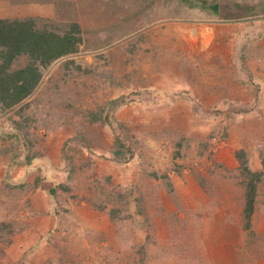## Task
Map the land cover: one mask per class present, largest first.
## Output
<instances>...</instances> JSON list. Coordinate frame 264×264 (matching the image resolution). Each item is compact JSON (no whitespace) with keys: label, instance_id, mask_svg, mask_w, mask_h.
<instances>
[{"label":"rangeland","instance_id":"rangeland-1","mask_svg":"<svg viewBox=\"0 0 264 264\" xmlns=\"http://www.w3.org/2000/svg\"><path fill=\"white\" fill-rule=\"evenodd\" d=\"M189 2L0 0L83 40L0 112V264H264V0Z\"/></svg>","mask_w":264,"mask_h":264},{"label":"trees","instance_id":"trees-1","mask_svg":"<svg viewBox=\"0 0 264 264\" xmlns=\"http://www.w3.org/2000/svg\"><path fill=\"white\" fill-rule=\"evenodd\" d=\"M184 5H190L189 0H179ZM202 8L211 16L222 22H240L250 14V9L233 4L222 7L221 2L204 3ZM78 25H70L69 30L59 33L56 30H40L36 26V18H3L0 19V112L4 113L27 99L37 88L41 78V70L64 57L76 54L82 43ZM19 58H25V63L16 67ZM73 62H65L71 65ZM26 106L17 108L20 113ZM95 122L101 121L95 115ZM14 124L20 126L19 121ZM120 155V152H116ZM240 175L245 188L243 219L244 229L250 230L252 216L256 205V197L262 181V171H252L248 168L245 158L238 156Z\"/></svg>","mask_w":264,"mask_h":264}]
</instances>
